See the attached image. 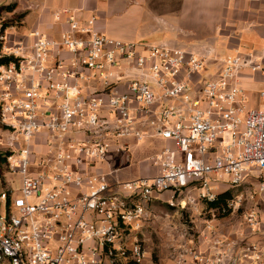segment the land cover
Listing matches in <instances>:
<instances>
[{
  "label": "built area",
  "instance_id": "obj_1",
  "mask_svg": "<svg viewBox=\"0 0 264 264\" xmlns=\"http://www.w3.org/2000/svg\"><path fill=\"white\" fill-rule=\"evenodd\" d=\"M95 20L71 16L59 39L35 28L29 41L0 46V149L17 177L0 180V264H148L135 235L148 203L193 184L214 201L222 175L237 187L264 171V107H250L240 85L245 70L264 75V50L257 61L139 45ZM152 136L172 142L148 157L155 174L122 180L102 169L129 139ZM260 194L264 179L226 200L223 213L251 202L245 231L213 237L215 253H193L199 263L264 264Z\"/></svg>",
  "mask_w": 264,
  "mask_h": 264
},
{
  "label": "crops",
  "instance_id": "obj_2",
  "mask_svg": "<svg viewBox=\"0 0 264 264\" xmlns=\"http://www.w3.org/2000/svg\"><path fill=\"white\" fill-rule=\"evenodd\" d=\"M9 4H13V8L7 11L5 6ZM19 11H23L24 15L15 26L12 24L3 28L0 24V33L4 34L6 40L27 42L30 40V31L35 28L49 38L59 39L67 30L69 17L73 16L83 22L93 15L96 18L95 28L99 32L139 45L185 46V50L204 56L240 51L246 53L238 54L252 55L257 61L264 50V0H13L11 3L0 4V20L4 13L15 14ZM206 50L211 52L206 53ZM245 71L240 78V85L248 96V104L253 108H262L264 101L259 98L258 92L264 88V75ZM145 139L155 147L150 155L165 146H172L170 140L159 136L133 142L139 144ZM133 142L129 141V150L123 157L113 154L109 164H102V169L107 171L117 168L116 175L122 180L155 174L157 170L150 165L148 158L150 170L142 171L144 157L141 151L137 150L132 157ZM132 159V164H138L142 174L128 177L123 171ZM224 176L213 182L221 191H248L255 190L257 182L264 179V171L253 168L245 176L244 183L237 187L232 186L228 180L224 181ZM242 186L244 189H239ZM257 201L259 207V202H264V194L258 195ZM259 210L264 220V207ZM230 216L233 215L216 217L211 214L206 219V225H211L215 231L218 229L222 235L237 238L245 229H239V225L229 222ZM209 239L210 243L203 242L198 248L212 254L211 241L214 239ZM159 264H168L165 256L160 257Z\"/></svg>",
  "mask_w": 264,
  "mask_h": 264
},
{
  "label": "rangeland",
  "instance_id": "obj_3",
  "mask_svg": "<svg viewBox=\"0 0 264 264\" xmlns=\"http://www.w3.org/2000/svg\"><path fill=\"white\" fill-rule=\"evenodd\" d=\"M12 1L13 0H0V4L11 3ZM23 15V11L16 12L15 14L10 12L4 13V16L0 20V24H2L3 28L10 27L12 24L15 26ZM5 42L0 43V46L13 43L12 40L10 41L9 39L5 40ZM177 47L184 50L186 49L185 46ZM238 53L246 52L227 51L221 53L219 56H235ZM205 64H208V62L206 61ZM216 69V66L208 65L205 72L211 74L214 73ZM262 87L264 86L262 85ZM129 141L133 142L134 140L129 139ZM132 144V157L135 156L137 150L141 151L142 158L144 157V161L141 163L142 171L147 169L150 170L147 158L151 156L150 153L155 147L146 139L139 144L135 142ZM4 154L5 150L0 149V180H2L3 183L7 177H13L17 180L16 176L7 174L3 161ZM133 161L132 159L131 164L123 171L128 177L142 174L138 170L140 166L138 164L133 165ZM227 180L228 176H224V181ZM16 185H18L17 181ZM198 187L197 184H193L182 189L180 192L172 193L171 191H167L161 194L158 199H154L152 202L148 203L143 225H141L140 230L135 233L141 246L145 249L146 262L148 264H159L160 257L163 256H165V260L168 264H175L177 260H181V264H202L193 257V253H200L205 256L211 255L207 254L205 251H200L198 246L203 244V242L210 243L209 237L216 238L220 237L222 234L217 228L216 231L213 228L214 236L211 235L210 230H206V219H208L211 214L216 217L232 214L233 216H230L229 222L239 225V229L243 230L246 228L243 221V212L251 202L243 201L237 210H229L223 213L221 209L225 206L226 200L234 197L237 192H230L219 206L210 208L207 206L208 200L200 197L201 190H199ZM239 189H244V187L242 186ZM214 192L218 195L225 191H221V188L214 186ZM169 198H172V203L167 202ZM262 207H264V202L260 201L259 208L262 209ZM0 214H4V206L2 203L0 204ZM213 251V253H215L214 249Z\"/></svg>",
  "mask_w": 264,
  "mask_h": 264
},
{
  "label": "trees",
  "instance_id": "obj_4",
  "mask_svg": "<svg viewBox=\"0 0 264 264\" xmlns=\"http://www.w3.org/2000/svg\"><path fill=\"white\" fill-rule=\"evenodd\" d=\"M12 8H13V4H9V5H6L5 6V9L7 11H10ZM10 59L11 58H9V57H5L1 61H8ZM229 194H230L229 191H225V192L219 193L217 195L216 200H214V201H208L207 206L210 207V208H215V207L219 206L222 203V201L226 198V196L229 195ZM126 264H135V263L133 261H128Z\"/></svg>",
  "mask_w": 264,
  "mask_h": 264
}]
</instances>
